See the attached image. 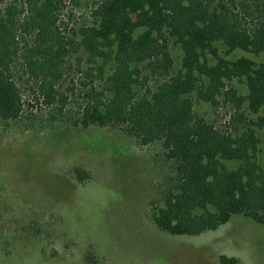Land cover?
I'll use <instances>...</instances> for the list:
<instances>
[{
    "label": "trees",
    "instance_id": "trees-1",
    "mask_svg": "<svg viewBox=\"0 0 264 264\" xmlns=\"http://www.w3.org/2000/svg\"><path fill=\"white\" fill-rule=\"evenodd\" d=\"M70 1L0 0V118L17 121L23 113L13 70L19 54L31 78L40 82L45 103L63 109L68 102L58 88L63 66L71 51L83 47L92 64L88 75L98 70L105 87L90 86L75 125L115 126L142 145L162 141L177 163V184L153 214L160 229L197 235L234 214L264 225V167L256 132L264 128V114L255 119L243 111L245 103L255 114L264 106V0H103L93 11L96 23L78 30L80 42L68 39L59 25ZM169 37L184 52L176 73ZM218 42L227 55L242 49L263 60L225 57ZM110 62L116 68L105 76ZM142 63L152 75L166 77L157 90L149 86ZM235 78L245 82L247 94L229 84ZM137 86L145 89L141 98ZM194 92L212 105L221 96L235 105L229 132L196 114ZM225 160L240 165L231 169ZM76 172L81 181L90 176L81 168ZM220 262L237 264L238 259L223 255Z\"/></svg>",
    "mask_w": 264,
    "mask_h": 264
},
{
    "label": "rangeland",
    "instance_id": "rangeland-1",
    "mask_svg": "<svg viewBox=\"0 0 264 264\" xmlns=\"http://www.w3.org/2000/svg\"><path fill=\"white\" fill-rule=\"evenodd\" d=\"M102 1L67 2L59 20L63 34L80 42L78 30L96 23L93 11ZM218 46L231 59L263 60V55L242 49L227 55L226 47ZM169 50L176 73L184 52L172 37ZM146 64L140 66L155 91L166 77L152 75ZM91 66L83 47L68 54L58 82L68 102L60 109L45 103L40 82L31 78L20 54L14 60L23 113L17 121L0 118V264H222L223 255L237 258V264H264V225L243 214L197 235L171 234L155 224V210L177 184V163L162 141L142 145L115 126L75 125L90 86L105 87L98 70L88 75ZM115 68L110 62L105 76ZM229 84L248 93L238 78ZM136 91L138 98L145 94L141 86ZM191 97L196 114L224 132L231 130L234 104L224 96L217 105L198 100L196 92ZM243 111L256 119L264 106L255 114L245 103ZM256 132L264 167V128ZM224 162L231 169L240 165ZM77 168L89 178L79 180Z\"/></svg>",
    "mask_w": 264,
    "mask_h": 264
}]
</instances>
